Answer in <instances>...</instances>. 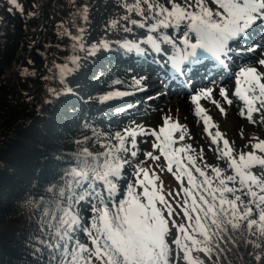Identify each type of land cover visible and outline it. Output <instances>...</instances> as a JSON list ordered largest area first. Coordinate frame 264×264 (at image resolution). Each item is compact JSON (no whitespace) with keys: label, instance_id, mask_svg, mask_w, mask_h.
<instances>
[{"label":"snow or ice","instance_id":"obj_1","mask_svg":"<svg viewBox=\"0 0 264 264\" xmlns=\"http://www.w3.org/2000/svg\"><path fill=\"white\" fill-rule=\"evenodd\" d=\"M9 3L23 11L17 0ZM211 3L216 7H209L208 0H183V3L167 0L170 6L160 0H134L132 5L124 6L128 12L143 17L142 21L132 20V24L146 28L149 33H158L156 37L148 35L141 43L166 55L172 69L179 72L185 62L194 64L212 59L223 65L222 57L228 54L229 41L257 22L264 26V0H211ZM115 23L112 22L113 26ZM168 29L172 35L161 31ZM162 44L171 46V54L164 53ZM122 47L143 54L137 43L124 41ZM258 63L264 67V59ZM211 92L212 89H204L192 97L197 116L206 111L198 101ZM233 94L244 102L247 118L252 121L253 113L264 109V72L256 67L239 69ZM120 95L124 93H112L104 99ZM220 95L229 105L232 103L226 89L221 88ZM213 103L224 114L223 107L215 100ZM241 115H245L244 110ZM203 119L208 131L211 117L204 115ZM170 120L166 117L158 131L145 132L141 128L139 132L135 129H126L124 134L117 132L111 138L117 143H103V151L93 153L82 149L59 185L48 189L51 198L44 206L41 228L48 230L51 242L45 243L51 249L54 264H178L181 259L185 264H204L192 255L194 251L209 258L215 252L219 264L221 255L227 261L226 253L233 246L239 251L241 245L261 249L254 259L264 264V140L254 137L257 143L252 145V151L234 155L235 149L221 132L214 135L209 132L213 144L223 141V147L217 148L218 158L226 159L228 165L222 169L206 164L204 167L214 174L209 175L188 154L193 151L190 145L174 147L177 139H184L183 135L178 138L174 135L183 126ZM211 127L218 126L213 123ZM141 134L155 137L153 149H159L169 172L176 165L178 181L187 177L189 186L184 187L181 182L184 198L177 206L186 223L178 224L172 219L174 213H179L163 194V184L155 183L159 177L154 172L150 176L148 169L137 166L135 181L127 183L123 190L118 187L124 165L129 163L122 155L129 152L128 138L132 148H136V137ZM130 154L137 156L136 151ZM145 155L153 160L160 158L151 152ZM257 168L260 171L254 172ZM193 170L202 179L193 175ZM228 170L232 174H226ZM138 188L142 191L138 192ZM85 207L90 213L87 218L82 214ZM172 228L176 229V235L169 240ZM81 235L87 237L88 243L81 241ZM248 255L253 253L249 251Z\"/></svg>","mask_w":264,"mask_h":264},{"label":"trees","instance_id":"obj_2","mask_svg":"<svg viewBox=\"0 0 264 264\" xmlns=\"http://www.w3.org/2000/svg\"><path fill=\"white\" fill-rule=\"evenodd\" d=\"M0 3V264H54L48 230L41 228L48 189L59 185L82 149L115 143L118 131L105 127L100 107L122 74L115 55L129 50L108 28L118 16L135 13L124 6L134 0H23L32 10L26 19L7 0ZM106 34L115 39L110 54L97 43ZM82 214L90 215L86 207ZM260 252L233 246L219 264H260L254 259ZM202 254L216 264L215 252Z\"/></svg>","mask_w":264,"mask_h":264},{"label":"rangeland","instance_id":"obj_3","mask_svg":"<svg viewBox=\"0 0 264 264\" xmlns=\"http://www.w3.org/2000/svg\"><path fill=\"white\" fill-rule=\"evenodd\" d=\"M9 7H11L12 12L18 16L23 17L24 19L28 18L32 14L31 9H26L25 5L23 3V0H17V3L22 6L23 11H20L16 7H14L11 3H9ZM179 3H183V0H177ZM164 3L167 5V0H164ZM209 7L215 8L216 6L211 3V0H208ZM2 7V3H0V9ZM123 17H128V19H123ZM132 20L136 21H142L143 17L137 15L136 13H132L129 15H121L117 18V23L115 27L108 28L109 32L115 33L121 37V39L118 40V43L122 45L124 41H129L132 43L139 44V47L143 49V54L137 53L135 49L127 51L125 56L118 57L115 55V60H113V64L116 66L120 65L122 67V74L119 78V81L115 84L111 85L110 89H108L107 96H109L112 93L120 92L124 93V95L120 96H112L110 99H107L105 101V105L102 104L103 107H100L101 112H103L106 117H103L102 123L105 124L106 128L117 130L121 134L125 133V130H132L135 129L137 132L140 131V129H144L145 132H150L151 130H159V127L163 125L164 119L166 117H170V123L171 122H178L183 127L175 132V137H179L180 135L184 136L183 140L177 139L176 144L174 147H186L188 145L191 146V149L193 151L189 152L188 154L192 155L196 159V164L200 166L203 170L206 171L209 175H214L211 173L210 168H205L204 166L211 165V166H218L222 169H227V161L226 159H219L217 148L223 147V141H221V145L217 146L216 153H214L210 147L208 142L204 137H206L202 126L198 123L199 117L197 118V123L199 127L195 124V120L191 118V112H190V106L188 107V113L185 112V110L182 107H174L171 109H168L165 111L164 115L156 117L155 113L146 114L145 110L148 111V108H151L152 111L156 112L159 110L161 106H164L165 103L158 104V102L155 100H161V101H167L171 99H167L163 96H160L162 90V85L159 83H154V75L146 70L147 67L144 65L146 62V54L149 51V45L146 43H141L144 41L148 35H152L154 37L158 36V33H149L146 28H140L137 25H134L131 23ZM148 23H151L149 21ZM77 29H81V20L76 21ZM125 28L130 29V31H125ZM161 31H167L170 32L169 34H172V30H161ZM261 31L264 32V29L261 28ZM261 32V33H262ZM107 35H100L98 36L97 43L103 45L106 44L109 45L110 42H113L115 39H110L107 37ZM79 38V34L76 36ZM259 41V42H257ZM255 43L249 42V44L246 46L248 51H257V47L259 44H262L264 46V34L263 37L259 38ZM80 43L79 39H75L72 43V47L76 48L78 47ZM262 46V47H263ZM164 53H171V46L167 44L161 45ZM108 50V53L110 54L109 48H105V51ZM153 51V50H152ZM131 54V55H130ZM138 54L140 57L143 56V59L135 60V55ZM253 58H255L253 56ZM256 59L261 60V56L257 55ZM96 60H101L99 57H97ZM237 63H240L237 61ZM10 66H6L1 68L2 73H7L10 70ZM241 68V66H239ZM228 70V69H227ZM157 71V68L156 70ZM229 71V70H228ZM212 79H214L212 77ZM134 80H140V84H136ZM146 80L147 84L142 85L143 81ZM205 83L201 85V88L198 90L202 91L204 89H211L212 83L209 82V80L205 79ZM154 83V84H153ZM188 84V83H187ZM230 84V83H228ZM216 87V86H214ZM217 88V87H216ZM231 88V84L229 85V91ZM144 93H140L141 90H145ZM219 90V89H218ZM196 90H193L191 94L193 95L196 93ZM138 92V93H137ZM137 93V94H136ZM214 96L216 98H219V91H213ZM190 97V94L187 95ZM224 103L225 99L222 98ZM229 99V98H228ZM178 99L172 98V101H176ZM187 100V99H186ZM213 100H215L221 107L224 109V114L221 113L220 108L217 107L216 104L213 103ZM219 101V102H218ZM232 101V100H231ZM220 99H214L210 96L207 97V101L201 100L202 107L205 109V113L208 117H211L212 124H217L216 131H219L223 134L224 138L227 139L230 143V146L235 149V154L239 152H250L252 151V145L257 143L256 139H253L254 137H257L261 140H264V130L261 131V133L256 134L251 132V134L248 133V127L243 126L241 121L246 122L247 115L244 116H238L240 115L239 110L237 109L236 103L232 101L230 105L233 107V113L229 114L227 111L226 105L220 104ZM229 105V104H227ZM201 106V105H200ZM239 106H242V101L239 100ZM150 109V110H151ZM236 109V111L234 110ZM226 110V111H225ZM186 113V114H185ZM237 113V114H235ZM262 114L264 117V109H262ZM189 118V120H188ZM254 119L258 122V124L261 126L264 125V121L260 119L259 117L255 116ZM191 122V123H190ZM251 123V122H250ZM194 127L196 128V132L194 131ZM263 127V126H262ZM261 127V128H262ZM251 128H254L252 125ZM260 128V129H261ZM260 131V130H259ZM254 135V136H251ZM212 140V137H209V140ZM210 140V141H211ZM128 144L127 147L129 148L128 153H122L125 159L129 161L128 164L124 165V170L122 172V177L118 181V187L121 189V186L124 184L127 185L129 182H134L136 179L135 171L137 166L143 167L148 169L149 174L154 172L156 176L159 177V180H156L155 183L157 185L163 184V194L166 196V199L173 205V207L176 209V212L179 213V215H176L174 213L172 219H175L176 222L179 223H186V221L183 219V213L180 212V209L177 207L180 203H182L184 194L180 191L181 188V182L183 183L184 187H188L187 183V177H182L181 181H178L176 179V175L179 173L176 172V165L173 164V171L169 172L167 170V161L164 159V157L160 154L159 149H153V142L155 141V137L151 135H137L136 137V148H132L131 145V138H128ZM117 143V141H115ZM113 143V144H115ZM103 143H97L94 145V148H87L90 152L96 153L98 151H103L102 148ZM209 149V150H208ZM131 151H136L137 156L132 157ZM151 152L153 156H159L160 158L158 160H153L151 158H148L145 153ZM181 156H184L183 153L180 154ZM203 157V159H200V157ZM185 164H187V161L185 159ZM254 172H259L260 169H253ZM226 174H232L231 170H228ZM193 175L197 176L198 179H202L199 177L198 173H195L193 170ZM141 179H143V176L141 174ZM137 191H142V189H137ZM171 192L172 195L169 196L168 193ZM179 193V194H177ZM159 206V205H158ZM167 216V213H165ZM171 226V225H170ZM176 235V229L172 228V234L168 237L169 240L173 239ZM84 236V235H83ZM84 243H88L87 237L84 236L83 238ZM173 247H175L173 245ZM182 255V253H181ZM194 257L199 258L200 260L204 261V264H210L209 260L205 259L202 252L194 251L192 253ZM178 264H185V261L182 259L179 260Z\"/></svg>","mask_w":264,"mask_h":264},{"label":"bare ground","instance_id":"obj_4","mask_svg":"<svg viewBox=\"0 0 264 264\" xmlns=\"http://www.w3.org/2000/svg\"><path fill=\"white\" fill-rule=\"evenodd\" d=\"M261 28L264 29V26H262L259 22H257L252 28L248 29L245 33L238 36L234 40L229 41L228 54L226 57H222V59L224 60L223 65L212 59H205L201 62L194 63V64H188L186 62V65L184 66L181 65L182 70L177 72L172 69L170 62L167 60L166 55L158 54L151 47H149L150 49L146 54L147 56L146 62L144 63V65L147 67L146 70L150 71L155 76L153 82L159 83L160 85H162V89L164 88L160 96L165 97L166 100L167 99H171V100L161 101V100L155 99L158 102V104H161L164 102L165 105L161 106L159 110H157L156 112L152 111L151 108H148V111L145 110V113L146 114L155 113L156 117L158 118L159 116L164 115L166 110L174 108V107H182L185 110V112L188 113V107L190 106L189 110L191 112V118L195 120V124L198 127H199L198 123L202 126V129L206 135V137L204 138L208 142L210 149L214 153H216V148L217 146L221 145V141L219 140L217 144H213L212 140L211 139H210L211 141L209 140V137H211L209 135V132H211L214 135L216 132L215 129L217 127L216 128L211 127L212 125V120H211L208 125V131H205V124H204L203 116L204 115L207 116V114L203 113L201 116H197L195 114L197 105L196 103H193L192 97L202 92L201 90L199 91L198 89L201 88V85L205 83L206 81L205 79H207L209 80V82L212 83V86H211L212 92H211L210 97L217 99V100L220 99L221 101L220 104L226 105L227 111L229 113L227 115H230V113L234 112L233 111L234 106L227 105L228 103L226 101L224 103L222 99L223 97L220 95L221 88L226 89L228 98L232 100L234 103H236L237 105L236 107L239 110L240 115L237 113L235 114H237L238 116H244V115H241V111L244 110L245 115H246V108H245L244 102L242 101V106L240 107L239 106L240 99H238L233 93L235 92V89H236V76L238 74L239 69L246 68V67H256L261 72H264V67H262L258 63L259 60L256 59L257 55L261 56V59H264V46L262 44H259L257 47V51H251V50L248 51L246 47L249 44V42L255 41V43H257L259 42L257 40L263 37L264 32L261 31ZM169 33L170 32H168V34ZM169 35H172V34H169ZM193 40H194V37H193ZM253 56L255 58H253ZM237 61H239L240 63H237ZM239 66H241V68H239ZM156 68H157V71H155ZM212 77L214 79H212ZM228 83L231 84L230 91H229L230 84ZM144 84H147L146 80L143 81L142 85ZM214 86H216L217 88ZM146 90L147 89L141 90L140 93H144V91ZM193 90H196L195 91L196 93L194 95L193 93L191 94ZM213 91H219V98H216L214 96ZM189 94H190V97L187 96ZM172 98L178 99V100L172 101ZM204 99L207 101V97H202L198 101L199 105H201L200 107H202L201 100H204ZM234 110L236 111V109ZM255 116L262 119L263 117L262 110L259 113H256V112L253 113L252 121H249L247 117H246V122L241 121L243 126L248 127L249 134H251V132L259 134L261 133V131L264 130V125L262 124L260 126L258 122L254 119ZM198 117H199V121L197 123L196 121ZM252 125L254 126V128H251ZM194 131L196 132L195 127H194ZM251 136H254V135H251Z\"/></svg>","mask_w":264,"mask_h":264},{"label":"water","instance_id":"obj_5","mask_svg":"<svg viewBox=\"0 0 264 264\" xmlns=\"http://www.w3.org/2000/svg\"><path fill=\"white\" fill-rule=\"evenodd\" d=\"M29 59V58H28Z\"/></svg>","mask_w":264,"mask_h":264}]
</instances>
